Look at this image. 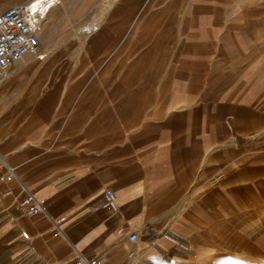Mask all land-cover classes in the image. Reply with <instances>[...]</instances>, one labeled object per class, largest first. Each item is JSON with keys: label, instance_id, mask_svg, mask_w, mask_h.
<instances>
[{"label": "crops", "instance_id": "0c3cea01", "mask_svg": "<svg viewBox=\"0 0 264 264\" xmlns=\"http://www.w3.org/2000/svg\"><path fill=\"white\" fill-rule=\"evenodd\" d=\"M31 1L0 0V14ZM154 3L179 12L144 25L137 77L122 66L112 80L106 21L77 51L94 64L72 80L51 50L0 82V162L16 173L0 171V264H205V239L218 242L235 217L222 202L258 198L249 165L264 138V0ZM109 189L117 212L104 208ZM29 194L45 214L22 207Z\"/></svg>", "mask_w": 264, "mask_h": 264}, {"label": "rangeland", "instance_id": "374dc122", "mask_svg": "<svg viewBox=\"0 0 264 264\" xmlns=\"http://www.w3.org/2000/svg\"><path fill=\"white\" fill-rule=\"evenodd\" d=\"M155 1L62 0L47 15L42 25L40 49L47 55L51 50L62 51L64 55L56 59V66L61 70L67 69L69 72L67 76L72 80L73 71L80 67V64L89 67L95 62L90 59L85 63L86 59L77 56V51L84 49V45L98 24L108 21L113 28L115 42L114 52L107 62L114 66L112 80H119L117 78L122 76V66L126 68V71H132V66L144 65V43L138 42V35L142 32L144 25L154 24L153 21H163L161 14L164 12L167 14L179 12L180 5L172 8L171 11L164 10L161 13V9L155 7ZM258 34H264L262 21H258ZM26 61L34 62L36 59L28 57ZM22 64L23 62L19 61L16 65ZM86 76L87 80L96 79V73L90 70ZM125 76L132 78L138 75L132 71ZM257 142L259 151L251 155L252 161L249 168L256 171L257 180L264 184V179L260 178L261 168L264 167V152H262L264 138H259ZM258 187H261L262 191H258L256 200L252 199L255 196L253 193L245 194L250 196L246 202L247 198L235 192L234 195L227 196L228 200L222 202L226 211L235 217L226 219L225 232L216 234L218 242L214 243L205 239V251L202 253L205 258H209L205 264H264V185ZM247 190L245 192H248ZM233 221L238 224L235 225Z\"/></svg>", "mask_w": 264, "mask_h": 264}, {"label": "built area", "instance_id": "2783aa9c", "mask_svg": "<svg viewBox=\"0 0 264 264\" xmlns=\"http://www.w3.org/2000/svg\"><path fill=\"white\" fill-rule=\"evenodd\" d=\"M49 0H34L25 5H16L8 8L0 14V82L9 77L14 63L24 57L33 56L39 61L47 58V53L40 49L42 25L47 18ZM7 170L11 177L16 178L15 169L2 160L0 171ZM10 193V192H9ZM104 208L117 212V196L111 189L104 193ZM22 207L28 208L29 215L45 214V205L29 194L22 202ZM64 219H61L63 221ZM60 221V222H61ZM26 240L30 237L23 233ZM139 240L138 233L130 235V241L136 243ZM130 257L135 253L131 252ZM76 264H102L99 260H87L80 257Z\"/></svg>", "mask_w": 264, "mask_h": 264}, {"label": "bare ground", "instance_id": "6f19581e", "mask_svg": "<svg viewBox=\"0 0 264 264\" xmlns=\"http://www.w3.org/2000/svg\"><path fill=\"white\" fill-rule=\"evenodd\" d=\"M34 1V0H33ZM33 1H31V2H33ZM61 1L62 0H49V2H48V6H47V8H48V13H47V15L49 14V13H51L57 6H58V4H60L61 3ZM112 1V0H111ZM30 2V3H31ZM112 4V3H111ZM112 7V6H111ZM209 260V258H205V261H208Z\"/></svg>", "mask_w": 264, "mask_h": 264}]
</instances>
